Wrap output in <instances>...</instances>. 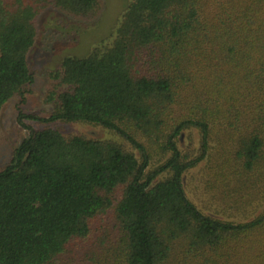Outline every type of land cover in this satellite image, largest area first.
Returning a JSON list of instances; mask_svg holds the SVG:
<instances>
[{"label": "trees", "instance_id": "1", "mask_svg": "<svg viewBox=\"0 0 264 264\" xmlns=\"http://www.w3.org/2000/svg\"><path fill=\"white\" fill-rule=\"evenodd\" d=\"M103 5L0 0V117L33 84L40 17ZM48 76L50 117L19 113L30 133L0 171V264H264V0H128Z\"/></svg>", "mask_w": 264, "mask_h": 264}, {"label": "rangeland", "instance_id": "2", "mask_svg": "<svg viewBox=\"0 0 264 264\" xmlns=\"http://www.w3.org/2000/svg\"><path fill=\"white\" fill-rule=\"evenodd\" d=\"M103 1L104 10L93 21H76L53 10L46 11L40 17V27L45 28L46 32H43L29 57L33 84L24 98L10 100L1 113L0 171L10 163L14 150L30 133L19 123V113L48 118L53 111L52 105L45 101L51 85L48 72L57 67L65 56H84L95 43L107 37L128 3V0ZM24 124L35 130L50 127L65 135H85L100 141L123 143L109 130L88 124H43L29 120H24ZM180 146L183 150L195 147L196 139L191 141L185 137Z\"/></svg>", "mask_w": 264, "mask_h": 264}]
</instances>
